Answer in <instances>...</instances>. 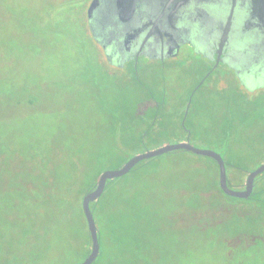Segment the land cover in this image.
Masks as SVG:
<instances>
[{
  "label": "rangeland",
  "instance_id": "obj_1",
  "mask_svg": "<svg viewBox=\"0 0 264 264\" xmlns=\"http://www.w3.org/2000/svg\"><path fill=\"white\" fill-rule=\"evenodd\" d=\"M76 1L0 0V264H59L68 253L65 221L57 215L58 209L78 210L97 174L122 164L109 154L112 148L131 147L121 136L129 128L128 119L116 126L115 116L120 110V117L131 113L139 98L128 93L116 101L117 96L96 93L106 75L91 48L92 36H85L81 19L70 11L81 6L73 5ZM210 12L200 27L202 47L218 21L217 13ZM258 37L254 49L245 42L236 45L240 51L236 60L245 51L248 61L254 55V65L263 64L264 38ZM196 74L179 84L176 77L187 74L167 72V99L173 102L177 91L188 94L200 78ZM159 79V74L146 72L142 77L156 99L162 90ZM195 136L194 147H209L200 141L202 136ZM183 139L184 135H164L149 146ZM140 152L134 148L130 155ZM183 156L210 163L204 157L174 151L145 160V166L118 178L113 194L106 198L110 204L100 207L96 217L97 226L106 232L97 264L121 263L122 254L130 261L139 257L137 264H226L215 252L219 240L202 234L218 229L227 214L219 209L211 213L205 199H201L205 204L192 210L185 207L193 206L198 195L177 190L184 181L195 180ZM209 189L213 186H203L201 194L205 196ZM54 195L66 196L64 202L56 200L59 208L53 220L59 219L61 230L55 232L50 225V203L40 202ZM41 227L45 243L36 247L32 241ZM72 244L78 246L76 240Z\"/></svg>",
  "mask_w": 264,
  "mask_h": 264
},
{
  "label": "flooded vegetation",
  "instance_id": "obj_2",
  "mask_svg": "<svg viewBox=\"0 0 264 264\" xmlns=\"http://www.w3.org/2000/svg\"><path fill=\"white\" fill-rule=\"evenodd\" d=\"M120 2L77 0L73 5L81 6L72 5L70 9L81 19L85 36H92L91 48L100 71L106 75L99 90L95 88L96 93L117 96V101L124 94L133 95L135 88L138 101L150 96L157 107L152 112L145 108L136 113H182V126L188 116L193 127L203 120L208 130L207 149L220 155L228 190L245 192L248 176L264 165V62L254 65V55L248 61L245 51L241 60H236L240 51L235 47L245 42L254 49L261 32L255 30L256 34L245 40L249 28L246 23L223 40V24L218 20L212 36H205L206 47H202L198 41L200 27L208 20L210 10L217 13L216 17L226 16L225 11L216 6L210 9L196 0H134V11L127 17L122 13L129 0ZM157 31L163 38L157 37ZM190 62L195 63L188 67L191 71L184 67ZM172 71L187 74L185 78L176 77L179 84H186L184 81L196 73L200 75L192 90L186 95L177 91L173 102L167 99L165 80L166 73ZM144 72L160 75V98L156 99L142 82ZM110 82L116 87L107 84ZM206 158L216 181V188L205 193L207 206L211 213L219 209L227 214L218 223L222 226L219 246L223 260L226 264H264V171L253 178L248 196L237 198L220 188L217 162ZM215 229L209 231L210 237Z\"/></svg>",
  "mask_w": 264,
  "mask_h": 264
},
{
  "label": "trees",
  "instance_id": "obj_3",
  "mask_svg": "<svg viewBox=\"0 0 264 264\" xmlns=\"http://www.w3.org/2000/svg\"><path fill=\"white\" fill-rule=\"evenodd\" d=\"M8 13H10L11 11H13V8L9 5L8 8L6 9ZM136 90L135 88H133V93L136 94ZM133 94V95H134ZM147 100H142V101H137L138 103L134 104L132 106L131 110L132 112L125 115L124 117H120L122 115V112L118 111L119 114H116L115 116V123L116 126L117 124H121L122 122L124 123V121H122L123 118H127L128 120V125L127 127H129L127 129V131H123V133L121 134L123 140L128 141L129 143H131V147H127L126 150L124 149H117V148H112V151L109 152V154L111 155H115L117 156L116 158H120L122 160V164L132 155H134V153L132 155H130V152H132L134 150V148H140L141 152L146 151L147 149H152L150 148L149 145H151V142L154 139H157L158 137L161 138V136L164 135H184V139L183 140H189V142L191 143L192 138L196 140V136L195 135H200V137L202 138L200 141L205 143H208V130L207 128L203 125L204 121L200 120L198 121V126L193 127L192 126V122H191V117H187L186 121H185V125L182 126L181 124V119H182V113H136L137 109H147L149 112H152L154 110H156V106L154 105V100L151 99L150 96L147 97ZM136 102V101H135ZM106 115V114H105ZM198 128H200V131H198ZM199 132V133H198ZM182 140V141H183ZM199 141V142H200ZM209 148V147H208ZM181 151V150H180ZM181 152H186V151H181ZM171 153V152H170ZM188 154L191 155H195L192 154L190 152H186ZM104 154V153H103ZM104 156V155H103ZM106 156V155H105ZM197 156V155H195ZM202 157V156H200ZM157 158V157H156ZM183 158H185V160H187L186 162H188V164L186 163V166L189 165V170H191L192 174H190V176H192L193 178H195V181L193 178V181H184L183 184H181L180 187H177V190L179 192L184 191V192H188L190 191L191 193L196 192V195H198V198L195 199V202L193 203V206H185L189 209H194L195 207L201 206L205 203H203L201 201V199H205L206 197L204 195L201 194V190L203 186H210L212 185L213 188H216V181L215 179L211 176L210 170H209V166L208 163H200L198 161H194L191 158L187 157V156H183ZM205 159H207L206 157H204ZM155 158L150 159L149 161L153 160ZM208 160V159H207ZM146 161H142L140 163H138L135 168L139 170L141 167L145 166ZM121 164V165H122ZM185 164V163H184ZM116 166L113 168H107V169H114V168H118L120 167ZM138 166V167H137ZM135 168H133L130 172H132ZM105 170V169H104ZM136 170V171H137ZM101 172H99L97 174V176L100 174ZM96 176V178H97ZM128 176L125 175L124 177ZM95 178V180H96ZM123 178V177H122ZM121 178V180H122ZM95 180L90 182V185L88 186L87 192L91 191L94 186H95ZM120 179H114L111 181H107L104 192L102 194V196L95 202L90 204V208L92 211V214L94 216L95 219V223H96V217H98L99 212H100V207H104L107 208L108 205L110 204V201L106 198L109 197V194H113L117 181ZM210 190V189H209ZM207 190V191H209ZM206 191V192H207ZM64 197H66L65 195L55 197L52 196L50 199L48 198H43L40 200V202L42 203V205H47L50 203V207H51V214H50V225H52L51 228H53V232H55V229L57 230H61L60 226L58 227L59 224V219L57 220H53V218L55 217V214L57 213V209L59 208V206L56 204V200H60L62 202H64ZM83 197V196H82ZM58 198V199H57ZM50 200V201H49ZM201 202V203H200ZM126 203H128V201H126ZM58 216H61L64 218V224H65V230L67 232V239H66V245H67V255L66 256H62V258H60L59 260V264H80L83 259L88 255L89 251H90V236L87 230V226H86V221L85 218L83 216L82 210H81V204H79V208L76 211H72L71 209H65V207L63 208H59L58 209ZM79 212V219L76 218V214ZM108 226L111 227V223H108ZM97 232H98V240H99V246H100V250H99V255L101 253V244H102V240L104 239V236L106 234V232L104 231V229L102 227L97 226ZM222 228V226H220V228H216L213 231L214 234V241L215 238L218 240H221V234L222 231L220 230ZM43 233V228L41 227L39 229L38 234H35L36 237L34 238V241H32V244L35 245L36 247L41 246L44 242V238L40 237ZM210 237L209 233H206V235L202 237L206 238V237ZM203 239V238H202ZM76 240L77 241V245L78 246H74V244H72V241ZM65 241V239H64ZM215 252L216 253H221L220 252V248L219 246L216 244V248H215ZM185 254L188 255V251H185ZM99 255H98V259L95 260V262L93 264H97L99 261ZM76 256V258L78 259H74ZM80 256V257H79ZM137 260H140V258L138 257ZM137 260H133L130 261L129 259L126 258V256H121L120 261H122L121 263H117V264H137L138 261Z\"/></svg>",
  "mask_w": 264,
  "mask_h": 264
},
{
  "label": "water",
  "instance_id": "obj_4",
  "mask_svg": "<svg viewBox=\"0 0 264 264\" xmlns=\"http://www.w3.org/2000/svg\"><path fill=\"white\" fill-rule=\"evenodd\" d=\"M121 0H118L120 4ZM124 1V0H123ZM202 2L203 6H208L212 9L216 6L220 11H225L226 16L217 17L223 24L224 36L223 40H227L235 31L242 29V27L249 23L248 34L251 35L255 30L260 31V35L264 38V0H196ZM134 0H129L127 10L124 11L127 17L134 11ZM200 4V3H198ZM224 12V14H226ZM157 37L163 38V35L157 31ZM186 151L197 156L209 157L217 162L219 167V184L220 188L228 195L245 198L251 190L253 178L264 171V165L259 166L253 171L247 179L245 192H233L228 190L226 186V175L223 161L219 154L208 149H199L194 147L189 140L180 141L175 144H165L156 148L147 149L130 156L120 167L114 169H105L102 171L95 183V187L85 193L81 199V210L86 221L87 230L90 236V251L80 264H93L99 255V240L98 232L94 216L92 214L90 204L97 201L103 194L107 181L122 178L129 174L130 171L140 162L162 156L164 154L174 151Z\"/></svg>",
  "mask_w": 264,
  "mask_h": 264
}]
</instances>
